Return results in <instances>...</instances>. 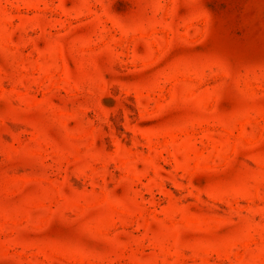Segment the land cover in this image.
Listing matches in <instances>:
<instances>
[{
	"label": "rangeland",
	"instance_id": "1",
	"mask_svg": "<svg viewBox=\"0 0 264 264\" xmlns=\"http://www.w3.org/2000/svg\"><path fill=\"white\" fill-rule=\"evenodd\" d=\"M0 264H264V0H0Z\"/></svg>",
	"mask_w": 264,
	"mask_h": 264
}]
</instances>
